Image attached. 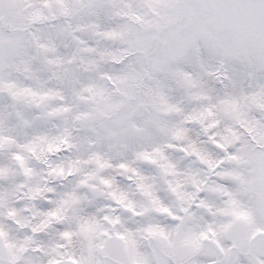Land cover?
I'll return each mask as SVG.
<instances>
[{
    "label": "snow or ice",
    "instance_id": "1",
    "mask_svg": "<svg viewBox=\"0 0 264 264\" xmlns=\"http://www.w3.org/2000/svg\"><path fill=\"white\" fill-rule=\"evenodd\" d=\"M0 264H264V0H0Z\"/></svg>",
    "mask_w": 264,
    "mask_h": 264
}]
</instances>
